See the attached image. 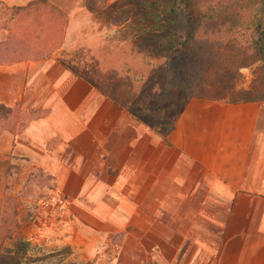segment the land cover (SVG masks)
Instances as JSON below:
<instances>
[{
  "label": "crops",
  "instance_id": "1",
  "mask_svg": "<svg viewBox=\"0 0 264 264\" xmlns=\"http://www.w3.org/2000/svg\"><path fill=\"white\" fill-rule=\"evenodd\" d=\"M102 13L0 0V157L55 176L85 208L86 241L120 233L109 264H264V102L191 97L169 125L140 118L110 97L133 93L108 83L138 54ZM40 109L3 125L8 110Z\"/></svg>",
  "mask_w": 264,
  "mask_h": 264
},
{
  "label": "rangeland",
  "instance_id": "2",
  "mask_svg": "<svg viewBox=\"0 0 264 264\" xmlns=\"http://www.w3.org/2000/svg\"><path fill=\"white\" fill-rule=\"evenodd\" d=\"M144 1L149 5L141 6L140 1L108 3L105 0L104 6L96 10L103 12L112 24L122 25L117 32L122 38L132 40L133 51L138 54L136 65L133 62L134 73L127 80L118 76L130 73L129 65L119 73L114 72L110 78L113 83H108L114 87L133 86V93H113L112 99L126 101L128 109L144 120L161 123L160 127L171 124L185 98L179 90H169L166 95L162 93L169 76L165 56L176 59L190 47L192 50L183 59L185 67L180 77H188L195 71L192 79L184 81L185 90L192 97L236 102L246 97V90L251 91V96L264 92V68L253 52H246V15L238 14L244 12V7L238 9L234 4L238 0H229L233 2V8L228 14H235L234 21L232 17L224 23L217 21L213 31L199 33L191 43L188 42L195 10L178 0L174 17L162 18L155 12L151 0ZM90 2L92 7L99 5V0ZM199 46L201 50H197ZM193 52L199 59L189 64ZM95 84L98 85L96 81ZM34 161L16 155L0 157V262L95 264L100 259V264H109L114 261L116 245L121 242L122 235L104 234L96 246L93 240L86 241L85 237L90 236L92 230L78 221L79 216H84L85 208L73 205L66 190L58 186L56 177ZM61 179L67 186V176L62 175ZM96 225L99 230L101 226ZM25 242L28 243L26 255L23 251ZM64 246L70 247L68 257H46L49 252H58ZM90 252H96L92 259L87 257Z\"/></svg>",
  "mask_w": 264,
  "mask_h": 264
},
{
  "label": "trees",
  "instance_id": "3",
  "mask_svg": "<svg viewBox=\"0 0 264 264\" xmlns=\"http://www.w3.org/2000/svg\"><path fill=\"white\" fill-rule=\"evenodd\" d=\"M91 0H86V5L93 11L99 10L104 6L105 0H99V5L92 7ZM124 1V0H122ZM130 1H140L143 5H149V2L144 0H130ZM185 6L190 7L192 10L196 11L195 16L192 20L191 34L189 35V42H193L199 36V33L203 34L213 31L217 21L220 23L227 22L231 17L233 21L235 20V14L229 15L228 11L233 8V2L229 0H179ZM241 1V0H238ZM234 2L236 7H244L242 10L244 12H238L239 15H246V52L250 50L255 55L258 63L264 68V0H243L242 2ZM178 0H151V4L154 7L155 12L160 15V17L165 18L172 16L177 8ZM144 3V4H143ZM174 17V16H172ZM173 19V18H172ZM171 19V21H172ZM198 35V36H197ZM175 44L173 42L172 47ZM201 46L197 47V50H201ZM192 48H187L181 55L172 59L170 56L166 55V68L168 71V78L163 84L162 93L166 95L169 90H179L183 93L185 101L190 99L193 95L185 90V80H190L193 77L195 71H191L188 77H180V73L185 67L184 60ZM194 54L189 58V64L196 63L199 56ZM184 59V60H183ZM241 101L246 102H258L264 101V92H256L254 96H251V91L246 90V97L242 98ZM5 112H0V119H2V114ZM47 113V110H8L6 111V121L5 125L10 131H18L22 129L27 122L34 118L42 117ZM2 125V126H3ZM25 247L23 251L26 255L28 250V243H24ZM71 253L69 246H64L58 252H49L47 258L54 256L68 257ZM1 256V254H0ZM3 264L2 262H0ZM13 264H18V260H15ZM85 264H91L86 262Z\"/></svg>",
  "mask_w": 264,
  "mask_h": 264
}]
</instances>
